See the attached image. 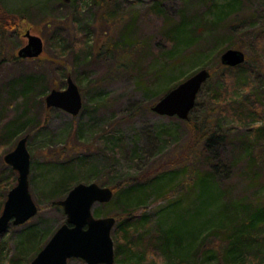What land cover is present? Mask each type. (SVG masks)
Wrapping results in <instances>:
<instances>
[{
    "label": "rangeland",
    "instance_id": "1",
    "mask_svg": "<svg viewBox=\"0 0 264 264\" xmlns=\"http://www.w3.org/2000/svg\"><path fill=\"white\" fill-rule=\"evenodd\" d=\"M74 1L0 0V6L6 12L18 14L25 19L20 25V37L16 38L15 33L9 30L0 44V116H6L14 123L15 114L19 115L21 121L16 129L18 136L10 139L11 146L6 149L0 146V182L6 183L11 174V168L3 162L4 154L12 150L15 143L30 131L26 143L30 156L28 189L34 204L42 206L41 211L26 223L9 226L0 235V243L4 245L3 252L9 256L27 245L29 234H49L51 237L63 224L65 216L62 210L48 205L52 199L58 201L66 196H62L59 185L62 182L67 184L66 179L73 178L71 176L80 167L86 170L85 182H82L85 184L96 183L110 187L125 181L110 203L95 204L92 207L95 217L110 216V212L121 210L126 207V203H130L137 206L138 212L145 214L146 222L153 227L159 223L162 227H169L178 220L166 207L172 197L168 195V191L181 180L180 173L176 172L173 177L168 176L161 182L166 192L162 199H157L156 189L152 188L140 198V203L137 197L125 189L132 186L143 187L158 170L167 171L173 164H188V133L184 121L176 117L159 116L148 108L158 100L163 88L172 87L174 82L179 84L201 69H212L217 62L213 51L215 49L201 53L196 49L185 50L179 46L183 59L177 62L175 70L167 71L161 78L152 77L151 71L144 70L149 59L135 63V58H132L134 54L125 55L126 58H131L128 69L122 65L116 66L119 51H107L104 45L108 38L116 39L118 30L128 19L134 18L132 38L139 42L149 40L151 51L148 57L154 54L155 44L161 42V19L148 11L152 0H113L120 20L113 25L102 21L99 27L95 23L96 16L100 17L95 12L96 5L83 7L78 15H74ZM161 2L165 11V26H168L179 19L181 0ZM230 3L219 0L217 5L225 7ZM193 8L192 11L197 14H202L205 10L203 5ZM245 9L242 6V10ZM47 14L51 19L42 20ZM52 19L53 23H63L66 26L64 30H54L58 24L45 23ZM26 31L43 40L44 50L40 61L39 58L18 59L15 56L16 51L26 43L23 37ZM126 32L129 30L124 33ZM84 37V44L74 45L76 40ZM81 51H92L94 55L85 60L86 55ZM152 68L157 69L158 66L154 65ZM32 75L37 76L36 80L43 81L44 87L30 94L27 102L21 106L26 107L23 111L17 108L20 107L18 104L21 99L17 92L14 95V84ZM68 76L81 96L82 107L76 116L56 108L47 109L44 103V97L53 84L57 90L65 89ZM206 95L207 89L202 87L196 97L198 104L190 115L194 121H200L207 114ZM42 115L45 117L43 124L31 129L29 119ZM36 121L35 119L33 122ZM215 124L224 128L227 122L217 118ZM13 131L14 126L9 127L8 136ZM64 159L67 161L63 162ZM238 181L231 178L234 186ZM7 189L10 190L8 187ZM193 200L194 195L189 197V201ZM205 204L209 208L198 212V225H209L216 221L220 215L222 199L214 195L206 198ZM106 211L107 214H104ZM193 214L195 209L191 210V215ZM111 238L114 246V227ZM213 263L211 258L204 261L200 258L199 264ZM67 264L84 263L72 259ZM114 264L126 263L116 261Z\"/></svg>",
    "mask_w": 264,
    "mask_h": 264
},
{
    "label": "trees",
    "instance_id": "2",
    "mask_svg": "<svg viewBox=\"0 0 264 264\" xmlns=\"http://www.w3.org/2000/svg\"><path fill=\"white\" fill-rule=\"evenodd\" d=\"M218 1L181 0L179 19L165 26L162 2L152 0L148 11L161 19L162 25L161 42L155 44V52H151L150 57L149 40L139 42L131 36L133 17L124 22L116 39L108 38L105 42L107 51H119L116 66L122 65L128 69L131 58L125 55L134 54L132 58H135V63L149 59L144 70L151 71L152 77L159 78L165 76L167 71L175 70L177 62L183 59L179 46L201 53L215 49L213 51L217 57L215 66L207 69L209 79L202 85L207 89V114L200 121L190 117L198 104L196 100L188 119L183 122L188 133V164H173L167 171L158 170L143 187L125 189L137 197L140 203V198L152 188L156 189L157 199H162L166 192L161 182L168 176L173 177L176 172L180 173L181 180L168 191L172 197L166 208L181 220L169 227H162L161 223L153 227L146 222L145 214L138 212L137 206L130 203H126V207L121 210L110 212V216L116 220L114 262L199 264L200 258L203 261L211 258L213 264H264V0H227L231 3L225 7L217 5ZM113 2L75 0L73 12L78 15L83 7L96 5L95 12L100 16H96L97 27L102 21L113 25L120 20ZM255 4L257 7H254ZM199 5L205 7L202 14L192 11L193 7ZM242 6L246 9L242 10ZM47 16L42 20L51 19L49 14ZM23 21L25 19L18 14L8 13L0 6V44L9 30L14 31L16 38H19ZM53 21L45 23L52 24ZM53 24H58L54 30H64L66 27L61 22ZM127 30L129 32L124 33ZM74 43L84 44L85 37ZM227 49L242 51L245 54L244 62L235 67L223 66L219 58ZM84 54L85 60L94 55L92 51ZM154 65L158 68H152ZM36 77L32 75L14 84V95L17 92L21 99L18 104L20 107L17 108L23 111L26 107L21 106L27 102L30 94L44 87L43 81L36 80ZM177 84L174 82L172 87L163 88L158 100ZM217 118L226 121L227 125L220 128V125L215 124ZM35 119L36 123L33 122ZM35 119H29L31 129L41 126L45 117L42 115ZM20 123L19 115L14 114V123L6 116H0L1 147L6 149L11 146L10 139L18 136L16 129ZM13 126L14 131L8 136L7 129ZM230 151L231 154H228ZM9 171L11 174L6 183L0 182V211L8 192L7 187L11 189L16 184V174L12 169ZM85 172L80 167L71 176L73 178L66 179L67 184L62 182L59 185L62 196L75 184L85 182ZM232 177L239 180L235 186L231 184ZM124 182L109 187L113 191L111 201ZM193 195L195 200L189 201ZM214 195L222 199L219 217L212 224L198 225V212L209 208L205 204L206 198ZM56 201L52 199L48 207L62 210L56 206ZM37 208L39 212L42 206ZM194 209L195 214L191 215ZM49 238V234H29L27 245L11 256L3 252L4 245L0 243V264H30L29 259L36 256Z\"/></svg>",
    "mask_w": 264,
    "mask_h": 264
},
{
    "label": "water",
    "instance_id": "3",
    "mask_svg": "<svg viewBox=\"0 0 264 264\" xmlns=\"http://www.w3.org/2000/svg\"><path fill=\"white\" fill-rule=\"evenodd\" d=\"M23 37L26 43L16 51L15 56L18 59L40 58L44 50L42 38L29 31ZM219 59L223 66L235 67L244 62L245 54L237 49H227ZM209 77L208 70H199L169 90L150 110L159 116L186 121L195 106L198 92ZM44 103L47 109H60L71 116H76L82 107L79 90L69 76L65 89H51L44 97ZM27 139V135L20 138L14 148L3 156L4 164L16 173L17 178L16 184L7 192L0 211V235L9 226L22 225L37 214L38 208L28 189L30 156L26 148ZM112 197L113 191L109 187L96 183L75 184L62 200L55 202L62 209L65 222L55 230L30 264H67L72 259L81 260L84 264H113L111 230L115 218H97L92 214L95 204L109 203Z\"/></svg>",
    "mask_w": 264,
    "mask_h": 264
},
{
    "label": "flooded vegetation",
    "instance_id": "4",
    "mask_svg": "<svg viewBox=\"0 0 264 264\" xmlns=\"http://www.w3.org/2000/svg\"><path fill=\"white\" fill-rule=\"evenodd\" d=\"M13 33H14V31H13Z\"/></svg>",
    "mask_w": 264,
    "mask_h": 264
}]
</instances>
